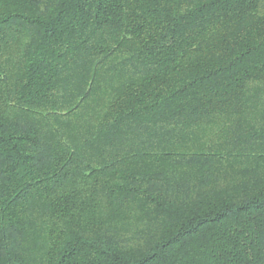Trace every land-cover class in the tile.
Masks as SVG:
<instances>
[{
	"label": "trees",
	"instance_id": "1",
	"mask_svg": "<svg viewBox=\"0 0 264 264\" xmlns=\"http://www.w3.org/2000/svg\"><path fill=\"white\" fill-rule=\"evenodd\" d=\"M0 264H264V0H0Z\"/></svg>",
	"mask_w": 264,
	"mask_h": 264
}]
</instances>
